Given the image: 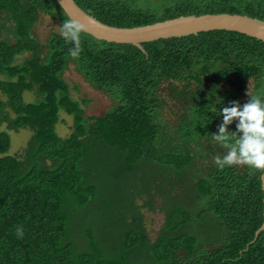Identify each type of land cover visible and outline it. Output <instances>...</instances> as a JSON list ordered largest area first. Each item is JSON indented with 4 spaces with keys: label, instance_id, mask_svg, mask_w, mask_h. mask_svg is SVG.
<instances>
[{
    "label": "trees",
    "instance_id": "obj_1",
    "mask_svg": "<svg viewBox=\"0 0 264 264\" xmlns=\"http://www.w3.org/2000/svg\"><path fill=\"white\" fill-rule=\"evenodd\" d=\"M74 1L119 27L220 12L264 20V0ZM43 16L56 27L39 42L32 30ZM68 20L56 0H0V124L32 130L11 155L0 131V264H264V170L217 166L227 148L212 139L219 108L264 97V41L214 29L138 47L82 30L72 56L75 44L60 34ZM71 64L112 100L106 112L85 115L88 100L63 77ZM61 113L72 118L64 138ZM106 183L126 194L102 200ZM143 207L163 214L155 237ZM139 249L143 258L131 256Z\"/></svg>",
    "mask_w": 264,
    "mask_h": 264
},
{
    "label": "water",
    "instance_id": "obj_2",
    "mask_svg": "<svg viewBox=\"0 0 264 264\" xmlns=\"http://www.w3.org/2000/svg\"><path fill=\"white\" fill-rule=\"evenodd\" d=\"M66 15L80 25L82 30L97 39L118 43H132L142 47V43L159 38L196 34L200 31L225 29L245 33L264 41V20L238 13H204L180 15L150 24L119 27L104 23L88 14L74 0H56ZM264 204V172L261 175ZM264 216V210H263ZM264 230V222L256 231Z\"/></svg>",
    "mask_w": 264,
    "mask_h": 264
},
{
    "label": "rangeland",
    "instance_id": "obj_3",
    "mask_svg": "<svg viewBox=\"0 0 264 264\" xmlns=\"http://www.w3.org/2000/svg\"><path fill=\"white\" fill-rule=\"evenodd\" d=\"M55 23L47 16H43L42 18L40 17L36 26L32 30L33 36L39 41L42 42L45 39H47L49 32L51 31L52 28H55ZM11 34V33H10ZM3 35H6L5 32ZM11 36V35H9ZM26 55V54H25ZM22 56L20 55L18 59H21ZM27 56V55H26ZM63 77L69 84V88L71 91V94L75 97L78 98H85L88 100L86 105H84L85 109V115H101L104 112H106L112 105V100L105 95L104 93L100 92L99 90H96L92 88L88 82L76 71L74 65H70L68 69H66L63 72ZM246 96V94H244ZM24 100L26 101H32L35 98V94L33 91H25L23 93ZM0 98H3L2 94H0ZM168 110H165L164 114L166 117H170V119L174 117L172 116L171 112L168 113ZM61 118L65 120V123L58 122L56 124V132L58 133L59 136L61 137H67L70 132H71V124H72V118L71 116L66 115L65 113H61ZM6 131L9 135L10 138V147L8 149V154H14L21 150L28 142L32 135V130L28 127H21L17 130L15 129H10L8 128L6 123H1L0 124V131ZM97 143L95 140L91 139L90 140V146H94L97 149H93L91 153L97 152L98 146H96ZM92 161H95L98 156L96 154L91 156ZM108 159L113 160V156L109 153L107 155ZM109 188H103L101 191V199L103 200H109V198H113L114 196H118L120 194H126L124 190V187L122 186L121 190H115L113 186L109 183H106ZM181 195V196H180ZM178 196V200L184 201L188 203L189 196H184L180 194ZM103 207L96 206L92 215H96L99 212H101V209ZM143 215H144V229L149 233V236L155 237L156 234L160 230V226L163 221V214L162 212L156 211H151L148 208L143 207ZM94 217V216H93ZM162 217V218H161ZM120 220V219H117ZM199 230V229H198ZM80 235V234H79ZM78 235V228L76 227L72 231V236L73 238L77 239L78 241H82L81 237ZM82 243V242H81ZM107 246L111 249L112 246V237L110 241H107ZM131 256H134L135 258H143L144 256V251L139 249L136 252H134Z\"/></svg>",
    "mask_w": 264,
    "mask_h": 264
},
{
    "label": "clouds",
    "instance_id": "obj_4",
    "mask_svg": "<svg viewBox=\"0 0 264 264\" xmlns=\"http://www.w3.org/2000/svg\"><path fill=\"white\" fill-rule=\"evenodd\" d=\"M81 31L82 25L73 20L65 21L61 26V36L75 44L70 50L72 56L79 55ZM249 96L247 102L241 104L233 100L217 112L221 119L217 130L212 132V139L227 148L223 156L217 155L213 158L221 168L226 165L245 164L250 168L264 170V97ZM234 121L236 130L232 131L228 125ZM16 231L18 236L23 235L22 229L17 228Z\"/></svg>",
    "mask_w": 264,
    "mask_h": 264
},
{
    "label": "bare ground",
    "instance_id": "obj_5",
    "mask_svg": "<svg viewBox=\"0 0 264 264\" xmlns=\"http://www.w3.org/2000/svg\"><path fill=\"white\" fill-rule=\"evenodd\" d=\"M179 193V192H178ZM162 218V217H161ZM167 227V226H166Z\"/></svg>",
    "mask_w": 264,
    "mask_h": 264
}]
</instances>
